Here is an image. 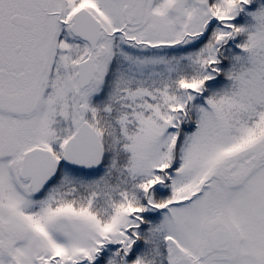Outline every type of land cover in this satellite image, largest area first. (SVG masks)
Here are the masks:
<instances>
[{"label": "snow or ice", "instance_id": "obj_1", "mask_svg": "<svg viewBox=\"0 0 264 264\" xmlns=\"http://www.w3.org/2000/svg\"><path fill=\"white\" fill-rule=\"evenodd\" d=\"M0 264H264V0H0Z\"/></svg>", "mask_w": 264, "mask_h": 264}]
</instances>
